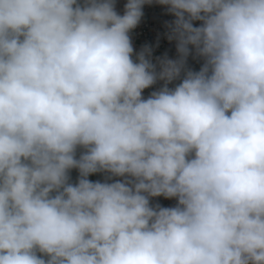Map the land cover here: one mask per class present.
Listing matches in <instances>:
<instances>
[{
  "label": "clouds",
  "instance_id": "obj_1",
  "mask_svg": "<svg viewBox=\"0 0 264 264\" xmlns=\"http://www.w3.org/2000/svg\"><path fill=\"white\" fill-rule=\"evenodd\" d=\"M150 2L0 0V264H264V0Z\"/></svg>",
  "mask_w": 264,
  "mask_h": 264
},
{
  "label": "built area",
  "instance_id": "obj_2",
  "mask_svg": "<svg viewBox=\"0 0 264 264\" xmlns=\"http://www.w3.org/2000/svg\"><path fill=\"white\" fill-rule=\"evenodd\" d=\"M127 0H114L115 10L118 14H123L124 4ZM167 5H161L157 0H151L150 3L143 5V15L138 25L130 30L129 36L133 47V58L135 54L141 50L144 45H148L152 50L151 61L156 64L157 58L167 56L169 59L177 57L176 41L175 39L169 40L168 33L170 32V25L175 20V16L170 13ZM193 26H199L201 21H192ZM191 48V46H189ZM202 61L199 58H194L190 53L187 58V66L193 70H199ZM157 70L159 65L157 64ZM179 83V80L170 82L168 87H173ZM164 84V81H157L154 85L146 88L142 92V96L147 98L152 91L159 89ZM79 154V150L78 153ZM70 174H78L76 169H72ZM104 182L107 173H95ZM123 177H112V180H122ZM111 182V181H109ZM150 203L152 205L159 204L161 207H173L176 204L175 198H165L163 196L151 197Z\"/></svg>",
  "mask_w": 264,
  "mask_h": 264
},
{
  "label": "rangeland",
  "instance_id": "obj_3",
  "mask_svg": "<svg viewBox=\"0 0 264 264\" xmlns=\"http://www.w3.org/2000/svg\"><path fill=\"white\" fill-rule=\"evenodd\" d=\"M77 177L78 174H70L71 182L75 183ZM88 179L91 181H101V178L97 174H91Z\"/></svg>",
  "mask_w": 264,
  "mask_h": 264
}]
</instances>
